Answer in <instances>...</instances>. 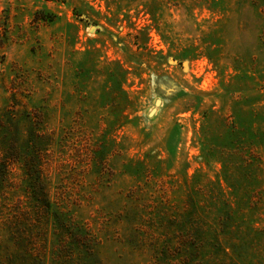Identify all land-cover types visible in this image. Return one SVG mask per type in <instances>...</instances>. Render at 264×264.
<instances>
[{
	"label": "rangeland",
	"instance_id": "1",
	"mask_svg": "<svg viewBox=\"0 0 264 264\" xmlns=\"http://www.w3.org/2000/svg\"><path fill=\"white\" fill-rule=\"evenodd\" d=\"M79 226L100 264H264V0H0V256Z\"/></svg>",
	"mask_w": 264,
	"mask_h": 264
},
{
	"label": "trees",
	"instance_id": "2",
	"mask_svg": "<svg viewBox=\"0 0 264 264\" xmlns=\"http://www.w3.org/2000/svg\"><path fill=\"white\" fill-rule=\"evenodd\" d=\"M18 110L16 109L15 106H11L10 109L5 110V116L7 117L10 122L12 121L13 124L18 125V116H17ZM24 119L26 120L25 122L28 125V133L31 138H34V141H27L28 146L36 147L38 145H42V139H39V136L41 137L42 135L38 134L36 130H38L41 126V122L35 117L34 115L31 114L28 110L24 111L23 113ZM8 141V139H6ZM39 141V142H37ZM30 148V147H29ZM35 171V169H33ZM38 177V176H37ZM40 204H43L46 206V209L52 208V203L49 198L44 197L40 201ZM57 208V207H56ZM59 209V210H58ZM53 218L55 222H60L63 221L65 218L64 215L65 213L62 214L60 213V207L57 208V211H53ZM50 215V214H49ZM50 218V217H48ZM49 222V221H48ZM65 223H68V229L71 230V224L70 221H64ZM1 229V228H0ZM77 231L80 234L81 238L84 240L79 241V243L75 246V249H73L69 244H67V247L65 249V252L61 255V262L57 264H100L99 258L96 253V246H98V241L90 235L89 231L84 229L83 226L77 227ZM10 238L16 237V234L14 232L9 233ZM0 236H1V231H0ZM20 235V237H22ZM25 236V235H24ZM19 237V238H20ZM28 243L27 237H23L20 240V246L24 247V252L17 253L15 256H13L11 253L6 254L4 256H0V264H46V259H47V253L44 255L36 254L34 251L27 250L25 248L26 244ZM55 253H52V261L53 264H56V257ZM76 255V258L74 259ZM58 257V256H57Z\"/></svg>",
	"mask_w": 264,
	"mask_h": 264
},
{
	"label": "water",
	"instance_id": "3",
	"mask_svg": "<svg viewBox=\"0 0 264 264\" xmlns=\"http://www.w3.org/2000/svg\"><path fill=\"white\" fill-rule=\"evenodd\" d=\"M95 29L94 27L92 28V30ZM157 106L161 105V100H158L156 103ZM155 113V111H153V113H151V116H153V114Z\"/></svg>",
	"mask_w": 264,
	"mask_h": 264
}]
</instances>
